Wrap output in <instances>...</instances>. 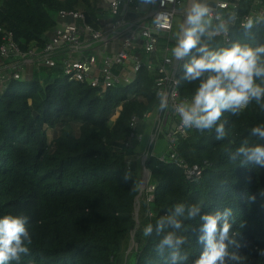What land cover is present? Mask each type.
Returning a JSON list of instances; mask_svg holds the SVG:
<instances>
[{
    "label": "trees",
    "instance_id": "trees-1",
    "mask_svg": "<svg viewBox=\"0 0 264 264\" xmlns=\"http://www.w3.org/2000/svg\"><path fill=\"white\" fill-rule=\"evenodd\" d=\"M99 2L0 0V28L13 33L21 51L42 49L60 11H84L87 23L98 28V16L104 13ZM201 39L213 50L233 43L257 46L264 44V22L250 34L231 28L229 42L221 35L211 41ZM194 55L195 50L183 59L177 73L181 96L189 102L208 75L192 82L183 79L184 65ZM155 79L156 74L144 68L129 86L92 88L69 81L58 64L34 69L25 88L22 84L27 80H10L0 90V218L27 216L33 238L30 254L20 264H167L168 250L164 255L156 251L160 237L155 222L179 203L186 208L199 203L201 214L230 208V235L242 247L230 246L229 252L245 256V264H264L260 254L264 251V198L257 195L255 202L249 200L253 194L264 193V168L242 167L240 158L229 159L245 140L250 145L264 144L250 134L252 127L264 124V110L255 101L238 116L223 113L218 123H224L227 135L222 141L215 139V129H189L186 137H180L177 152L188 164L203 169L199 180L162 161L167 150L149 155L145 166L155 186L153 200L143 195L136 208L142 173L134 158L144 155V147L131 134L145 130L144 114L157 115ZM257 83L264 85V79L258 78ZM133 117L140 120L135 129ZM49 131L54 134L52 140ZM160 137L164 138L163 132ZM181 219L183 229L178 235L187 237L181 255L187 252L188 258L177 264H193L204 247L198 242L200 217ZM149 223L153 234L144 237ZM225 264L237 262L226 260Z\"/></svg>",
    "mask_w": 264,
    "mask_h": 264
},
{
    "label": "clouds",
    "instance_id": "clouds-1",
    "mask_svg": "<svg viewBox=\"0 0 264 264\" xmlns=\"http://www.w3.org/2000/svg\"><path fill=\"white\" fill-rule=\"evenodd\" d=\"M141 4L154 5L156 0H140ZM227 7L226 5H219ZM215 19V23H214ZM238 19L236 11H230L227 19L213 12L208 0H192L183 24L182 37L171 49V56L183 60L195 50L190 61L184 65L183 79L188 82L196 81L205 74L207 78L199 83L191 101H184L174 106V112L180 117L182 129H195L200 132L215 129V139L222 141L227 133L224 123H218L225 111L238 116L255 101L264 110V85L257 83L258 78L264 79V44L253 46L245 43H233L230 47L219 50L210 48L209 43L202 42V37L211 41L214 37L229 31V24ZM154 22L162 27V17L157 15ZM264 22V13L249 15L244 18L240 27L245 34H250L257 24ZM174 83H180L179 79ZM159 110L169 108V96L164 91H157ZM252 136L264 140V124L251 128ZM240 158V166L248 165L264 168V144L250 145L245 140L229 157L235 161ZM128 176H125L127 179ZM257 195L264 198V193L253 194L249 197L255 202ZM231 209L215 213L201 214V204L186 205L179 203L173 206L168 214L161 216L155 222V233L160 237L156 245L159 255L168 250L167 264L187 260L188 254L181 255L182 246L187 243V237L178 235L183 229L182 219L200 217V232L198 242L203 244V250L193 264H225L226 260L245 264L246 257L238 251L229 252V247L236 249L242 245L230 235L232 225L229 222ZM186 212V215H185ZM167 230V231H166ZM166 234H163L165 233ZM153 234V224L149 223L143 229V236ZM163 234V235H161ZM33 243L32 234L28 229V217L25 215H5L0 218V264H20L22 257L30 254ZM260 254H264L262 251Z\"/></svg>",
    "mask_w": 264,
    "mask_h": 264
},
{
    "label": "built area",
    "instance_id": "built-area-1",
    "mask_svg": "<svg viewBox=\"0 0 264 264\" xmlns=\"http://www.w3.org/2000/svg\"><path fill=\"white\" fill-rule=\"evenodd\" d=\"M191 2L156 0L154 5H144L140 0H100L104 13L98 16V28L87 23L84 11H60L49 42L42 49L35 47L28 52L20 50L12 32L0 28V90L4 91L10 80H23L27 68H54L60 64L63 76L69 81L106 90L135 82L145 68L156 74V92L164 91L169 96V108L163 112L159 110L157 135L163 132L168 144L167 154L161 160L181 168L189 179L199 180L203 169L188 164L177 152L180 137H186L189 129L180 127V117L174 112L176 104L187 101L174 83L183 60L171 56L172 47L182 37L181 28L179 33L176 31V18H182L183 24ZM208 2L214 15L227 19L230 11L238 14V19L229 24V31L221 34L226 42L230 41L231 28H241L244 18L264 13V0ZM159 14L162 27L154 22ZM148 116L144 114V119ZM139 122L137 117L132 118L133 129ZM131 138L143 140V136L136 133H132ZM127 167L131 170L129 163ZM144 190L148 201L153 200L155 186L150 184V178L141 192Z\"/></svg>",
    "mask_w": 264,
    "mask_h": 264
},
{
    "label": "crops",
    "instance_id": "crops-1",
    "mask_svg": "<svg viewBox=\"0 0 264 264\" xmlns=\"http://www.w3.org/2000/svg\"><path fill=\"white\" fill-rule=\"evenodd\" d=\"M25 74L28 77H30V75H31L30 73H25ZM133 83H131V84H133ZM131 84H122L119 87H125V86H129ZM159 115H160V113H159V110H158L157 115H155V116H150L149 115L148 118L145 119V122H144L145 123V130L141 134L143 136L142 144H143V147H144V150H143L144 151V155L141 157V159H139V156H136L134 158L135 161L139 163V166L141 168L142 178H143V174H144V164H143L144 163V159H145L146 156L148 158L149 155H151L154 152L153 147H154L155 142H156V140L158 138V135H159V134L157 135V133H156L157 136L155 137L154 142L152 143V139L154 137V133H155V130H156V127H157V123L159 122ZM152 119H153V121H152ZM150 121H152V124L150 123ZM144 139H145V141H144ZM164 139H165V134H164ZM165 141H166V139H165ZM166 145H167V147L165 148L164 151L168 150L167 141H166ZM150 147H151V152L148 155V149ZM161 153H159L158 155H160ZM142 181H143V179H142ZM141 194H142V192H141Z\"/></svg>",
    "mask_w": 264,
    "mask_h": 264
},
{
    "label": "rangeland",
    "instance_id": "rangeland-1",
    "mask_svg": "<svg viewBox=\"0 0 264 264\" xmlns=\"http://www.w3.org/2000/svg\"><path fill=\"white\" fill-rule=\"evenodd\" d=\"M175 24H176V31H177V33H179L180 28H181V25H182V18L177 17V18H176V21H175ZM27 69H28V70H27ZM27 69H25V73L28 72V73L32 74V72L34 71L33 68H27ZM29 78H30V77H28V76H24L23 80H27V79H29ZM23 80H22V81H23ZM27 82H28V80L25 81V83L22 84L24 88L28 85ZM152 121H153V119H152ZM152 121H150L151 124H152ZM53 136H54V134L52 133V131H49V137H50L51 140H52ZM166 147H167V145H166V141H165V139L162 138V137L157 138V140H156V142H155V145H154V147H153V150H154L153 153L158 155L159 153H161L162 151H164ZM141 156H142V155H141ZM141 156L139 157V159H141ZM142 179H143V178H142ZM139 187H140V191H141L142 181H141V183H139ZM143 195H147V193L145 192V190L142 192V194H141L140 197H142ZM133 247H134V242L130 239V242H129V244H128V248H129L130 251H131V249H133Z\"/></svg>",
    "mask_w": 264,
    "mask_h": 264
},
{
    "label": "water",
    "instance_id": "water-1",
    "mask_svg": "<svg viewBox=\"0 0 264 264\" xmlns=\"http://www.w3.org/2000/svg\"><path fill=\"white\" fill-rule=\"evenodd\" d=\"M159 123H160V120L157 123V127H156V130H155V133H154V137L152 139V143L154 142V139L156 137V133L158 131V125H159ZM150 152H151V147L148 149V155L150 154ZM146 159H147V156L145 157L144 163H143L144 164V174H143V181H142L141 191L146 187V185H147V183L149 181V178H150V172H149V170L145 166ZM141 191L139 192V194H138V196L136 198V208H137V205L139 204V198L141 196ZM135 215H136V218H137V216H138L137 210H136V214ZM131 240L134 242V232L131 235Z\"/></svg>",
    "mask_w": 264,
    "mask_h": 264
}]
</instances>
